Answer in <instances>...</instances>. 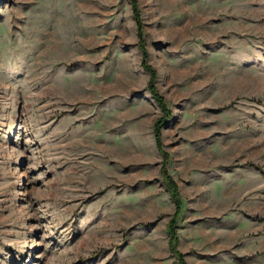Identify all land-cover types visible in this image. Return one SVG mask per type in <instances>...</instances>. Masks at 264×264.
Here are the masks:
<instances>
[{
	"label": "rangeland",
	"instance_id": "rangeland-1",
	"mask_svg": "<svg viewBox=\"0 0 264 264\" xmlns=\"http://www.w3.org/2000/svg\"><path fill=\"white\" fill-rule=\"evenodd\" d=\"M0 264H264V0H0Z\"/></svg>",
	"mask_w": 264,
	"mask_h": 264
}]
</instances>
